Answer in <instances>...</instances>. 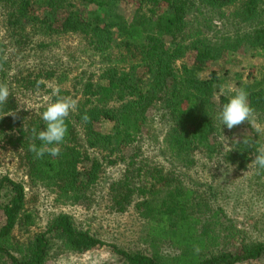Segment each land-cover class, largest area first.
<instances>
[{
	"label": "trees",
	"instance_id": "trees-1",
	"mask_svg": "<svg viewBox=\"0 0 264 264\" xmlns=\"http://www.w3.org/2000/svg\"><path fill=\"white\" fill-rule=\"evenodd\" d=\"M123 1L0 0L13 48L6 57L0 45V82L10 90L8 102L0 105V149L13 150L31 188H45L63 205L92 203L106 167L123 166L120 177L108 186L110 209L124 213L134 208L143 222L144 248L132 253L109 245L124 264L264 260V241L242 235L209 191L187 185L180 170L150 160L143 143L147 113L157 102L166 159L189 170L201 153L264 179V171L248 168L254 149L243 144L244 138L264 143V135L247 122L232 129L220 123L217 117L229 97L220 95L214 102L217 71L212 67L227 53L264 48V0H130L135 8L128 21L101 19V9ZM228 23L232 31L225 33ZM62 35L81 38L87 67L70 73L56 65L39 67L13 82L22 90L45 93L48 104L56 99L53 88L47 87L51 82L60 95L78 100L77 110L66 120L60 155L36 159L29 145L39 147L42 142L33 140L31 130H44L41 113L48 104L20 110L8 70L13 54L18 58L27 49L44 52L52 38ZM240 88L248 93L254 119L264 125L263 82L253 80ZM85 114L88 123L82 121ZM104 125L107 131H102ZM217 136H222L221 142H212ZM28 203L21 182L0 176V212L5 219L0 225V264H45L60 254L105 245L67 214H58L38 229ZM234 240L239 244L232 249ZM193 245H199L198 255Z\"/></svg>",
	"mask_w": 264,
	"mask_h": 264
},
{
	"label": "rangeland",
	"instance_id": "rangeland-1",
	"mask_svg": "<svg viewBox=\"0 0 264 264\" xmlns=\"http://www.w3.org/2000/svg\"><path fill=\"white\" fill-rule=\"evenodd\" d=\"M135 3L125 0L100 10L101 19L111 18L115 22H126L131 18ZM94 8H91L93 10ZM93 11H97L94 9ZM226 23V22H225ZM4 17L0 7V45L5 56L13 52L4 29ZM225 33L232 31L231 25L225 24ZM52 46L44 52L27 49L17 58L12 55L9 73L10 89L20 110L33 111L48 104L49 97L40 91H26L14 82L16 76L34 72L39 67L56 65L67 69L69 73L88 66L84 54L83 42L76 35H62L52 38ZM212 67L217 71L214 102L220 95L232 96L237 89L253 80H261L264 84V48H242L234 53H227L215 62ZM67 88L68 84H63ZM48 88L55 89L53 82ZM160 105L156 102L147 113V125L143 131L144 152L152 161L162 163L166 168L183 172L187 185L203 186L201 191H209L212 199L219 204L232 225L242 235L250 240L264 241V179L253 170H240L236 166L220 163L217 158H206L203 154L196 155L195 164L189 170H184L166 159L161 152L164 134V123L159 119ZM107 125L102 131H107ZM222 136L212 139L221 142ZM166 159V160H165ZM123 166L106 167L101 179L93 192L92 203L88 205H63L55 201L52 193L43 187H30L28 179L18 166L16 154L9 147L0 149V176H8L25 187L28 208L36 214V225L42 229L58 214L71 216L75 223L88 229L104 246L96 247L84 253H64L49 259L45 264H124L109 245L128 252H142L140 243L143 222L134 208L130 207L124 213H114L110 209L108 197L109 184L118 179ZM180 170V171H179ZM200 186V187H201ZM206 189V190H203ZM4 216L0 212V225L4 224ZM239 240H234L230 248H237ZM238 264H264V260L248 261Z\"/></svg>",
	"mask_w": 264,
	"mask_h": 264
},
{
	"label": "clouds",
	"instance_id": "clouds-1",
	"mask_svg": "<svg viewBox=\"0 0 264 264\" xmlns=\"http://www.w3.org/2000/svg\"><path fill=\"white\" fill-rule=\"evenodd\" d=\"M6 59V57L4 58ZM0 70H3V64L0 63ZM40 82H37L39 87ZM53 96L55 101L49 103L41 113V119L45 124L44 130H37L35 127L31 130L33 140H39L42 144L38 147L35 143L29 145V151L35 154L36 159H42L45 154L52 157L60 155L59 145L64 142L67 134L66 120L70 113L78 108V100L72 96L60 95V88L53 89ZM10 96L9 86L6 82H0V105L6 104ZM254 108L250 105L248 100V93L245 89L240 88L235 91V94L230 96L228 102L222 106L219 112L218 120L223 126L232 129L242 123H249L254 128L258 135H264V125H260L254 119ZM13 115V114H9ZM82 121L88 123L90 117L85 114L82 116ZM243 144L253 148V159L248 165V168H255L258 171H264V143L258 141L243 139ZM195 254H199L201 249L199 245H193Z\"/></svg>",
	"mask_w": 264,
	"mask_h": 264
}]
</instances>
